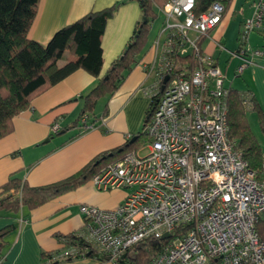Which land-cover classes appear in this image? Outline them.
<instances>
[{"label": "built area", "instance_id": "obj_1", "mask_svg": "<svg viewBox=\"0 0 264 264\" xmlns=\"http://www.w3.org/2000/svg\"><path fill=\"white\" fill-rule=\"evenodd\" d=\"M194 8L195 0H167L159 8L154 59L143 65L153 80L140 88L151 107L144 129L147 142L101 165L90 177L98 190L124 188V199L112 209L81 204L82 226L58 236L61 248L47 263L87 253L116 263L142 241L162 239L167 232L166 243L143 264H264V242L255 229L264 216V177L248 167L228 134L230 86L202 47L221 22L224 6L214 1L201 13ZM263 19L264 0H254L242 21L237 49L214 41L240 59L237 74L264 53V47L249 42ZM186 55L194 58L193 67L177 61ZM239 96L251 110L250 95L240 91ZM86 119L85 114L80 118L82 126L92 128ZM59 128L56 121L51 132ZM25 222L21 217L20 223Z\"/></svg>", "mask_w": 264, "mask_h": 264}, {"label": "crops", "instance_id": "obj_2", "mask_svg": "<svg viewBox=\"0 0 264 264\" xmlns=\"http://www.w3.org/2000/svg\"><path fill=\"white\" fill-rule=\"evenodd\" d=\"M116 1L121 0H38L28 37L45 44L65 24ZM253 2L241 0L238 5L237 0H232L221 22L210 31V37L202 41V47L216 59L224 73L225 84L238 92L249 90L264 114V53L237 74L240 59L214 44L219 41L230 51L237 49L242 21L251 14ZM140 16L137 1L125 0L107 19L101 36V74L122 53ZM160 23L161 15L159 23L154 25L152 22L147 41L136 56L137 62L117 90L99 98L94 110L87 114L86 122L92 124V128L81 131L79 126L71 127L82 107V95L97 81V77L84 69L74 70L31 98L29 105L13 118L12 130L0 137V184L6 182L13 172L33 187L58 182L79 172L98 155L110 153L127 140L130 142L141 131L148 99L140 88L153 80V75H148L143 65L154 59L152 43ZM228 40L232 44L229 47L226 45ZM249 42L253 47H264V19L261 28L249 35ZM221 54L225 55L220 65ZM74 58L65 51L60 60L64 63ZM232 59L233 69L227 71ZM56 121L60 132L54 134L51 125ZM135 149L137 147L132 150ZM125 192L123 189L98 190L87 178L36 206L22 205L15 211L0 205V229L14 226L2 239L0 264H44L46 254L61 248L58 236L73 233L82 226L81 204L112 209L124 199ZM21 217L26 219L25 223H20ZM51 264L124 263L77 256Z\"/></svg>", "mask_w": 264, "mask_h": 264}, {"label": "trees", "instance_id": "obj_3", "mask_svg": "<svg viewBox=\"0 0 264 264\" xmlns=\"http://www.w3.org/2000/svg\"><path fill=\"white\" fill-rule=\"evenodd\" d=\"M124 1H116L99 10H90L56 30L45 44H41L28 37L38 0H0V137L12 130L13 118L29 105L34 95L79 68L97 77V81L87 93L82 95V107L71 127L79 126L81 131L88 129L82 126L80 118L94 110L99 98L111 95L117 90L126 74L137 62L136 56L147 41L156 12L167 0H135L141 9V16L136 21L132 35L122 53L110 63L105 73L101 74V36L107 19ZM214 1L223 4L225 13L232 0H195V12H203ZM65 51L75 58L60 64L59 60ZM177 61L189 63L188 66L191 67L195 65L194 58L189 55L181 56ZM245 91L250 95L252 111L256 113L264 146V114L254 95L249 90ZM227 102L228 134L236 139L237 147L246 159L248 167L258 177H264L263 147L250 128L247 109L236 89L230 87ZM150 112L151 107H148L141 131L136 134L133 142L125 141L121 146L113 149L111 155L108 153L98 155L83 169L68 178L49 185L33 187L27 185L16 172H13L6 182L0 184V205L18 211L22 205L36 206L56 194L74 188L83 180L90 178L101 165L115 161L127 151L137 147L141 136L147 138L144 129ZM59 132L60 129L54 134ZM12 227L14 226L9 225L0 229V252L4 245L2 239ZM255 229L264 242V216L257 220ZM166 241L159 238L142 241L134 247L133 254H127L118 262L143 264L151 260ZM50 254H46V258Z\"/></svg>", "mask_w": 264, "mask_h": 264}, {"label": "rangeland", "instance_id": "obj_4", "mask_svg": "<svg viewBox=\"0 0 264 264\" xmlns=\"http://www.w3.org/2000/svg\"><path fill=\"white\" fill-rule=\"evenodd\" d=\"M238 1V5L240 4L241 0H237ZM156 17L155 19L153 20V24L155 25L156 23H159L160 21V11L158 9V11L156 12ZM234 22V21H232ZM226 45L229 47L231 46L232 44L229 42V40L227 41ZM225 54H221L220 56V59H219V64L221 65L222 64V60H223V56ZM62 60L59 61V63L61 64ZM233 66H234V59H232L230 62H229V66H228V69L227 71H231L233 69ZM229 73V72H228ZM247 117L249 119V123H250V127L252 129V132L254 133V135L256 136L259 144L262 146L263 145V136H262V133L260 132L259 130V123H258V120L256 118V115H255V112H253L252 110H247ZM147 142V138L145 136H141L138 140V146H142L144 145L145 143ZM137 146V148H138ZM141 154L144 153L145 151L143 149H141L139 151ZM114 189H123L125 190L124 188H114ZM111 190V189H110ZM126 191V190H125ZM126 194V192H125ZM129 254H133V251L129 252Z\"/></svg>", "mask_w": 264, "mask_h": 264}, {"label": "water", "instance_id": "obj_5", "mask_svg": "<svg viewBox=\"0 0 264 264\" xmlns=\"http://www.w3.org/2000/svg\"><path fill=\"white\" fill-rule=\"evenodd\" d=\"M167 79V77H165V80ZM136 139V136H133L131 139H130V142H132V141H134ZM112 153L110 152V153H108V155H111ZM169 236V233H164L163 235H162V239H164V238H167ZM87 256H89V253H87L86 254ZM126 256V254H122V258H124ZM104 259H106V260H110V257L109 256H107V257H105Z\"/></svg>", "mask_w": 264, "mask_h": 264}]
</instances>
